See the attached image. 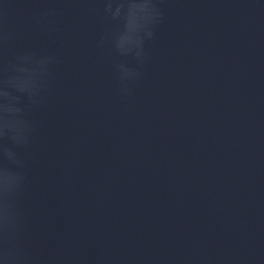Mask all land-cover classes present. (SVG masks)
I'll use <instances>...</instances> for the list:
<instances>
[{"label": "water", "instance_id": "95a60500", "mask_svg": "<svg viewBox=\"0 0 264 264\" xmlns=\"http://www.w3.org/2000/svg\"><path fill=\"white\" fill-rule=\"evenodd\" d=\"M9 48L52 53L22 201L33 255L72 264H264V0H162L125 105L86 0H0ZM60 9L59 31L32 16ZM99 7V5H96Z\"/></svg>", "mask_w": 264, "mask_h": 264}, {"label": "clouds", "instance_id": "9594fccd", "mask_svg": "<svg viewBox=\"0 0 264 264\" xmlns=\"http://www.w3.org/2000/svg\"><path fill=\"white\" fill-rule=\"evenodd\" d=\"M89 11L100 14L110 27L102 31L97 47L113 56L117 94L125 105L134 95L150 59L148 45L164 22L162 0H86ZM96 5H99L97 7ZM60 9L41 8L32 21L42 34L59 31ZM7 7H0V264H72L37 257L26 247L28 226L22 201L30 184L29 153L36 131L31 118L52 90L54 69L60 63L52 53L23 48L7 55L16 40ZM168 264H255L242 258L171 260Z\"/></svg>", "mask_w": 264, "mask_h": 264}]
</instances>
